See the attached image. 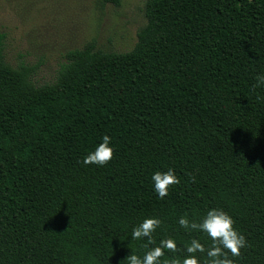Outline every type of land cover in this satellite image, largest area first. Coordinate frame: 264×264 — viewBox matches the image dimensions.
I'll use <instances>...</instances> for the list:
<instances>
[{"label":"trees","instance_id":"obj_1","mask_svg":"<svg viewBox=\"0 0 264 264\" xmlns=\"http://www.w3.org/2000/svg\"><path fill=\"white\" fill-rule=\"evenodd\" d=\"M120 5V0H104ZM128 52L88 43L53 83L6 60L0 31V264H124L144 217L179 258L199 222L228 212L247 246L236 264H264V0H149ZM111 137L104 166L83 157ZM179 183L160 199L151 175Z\"/></svg>","mask_w":264,"mask_h":264},{"label":"rangeland","instance_id":"obj_2","mask_svg":"<svg viewBox=\"0 0 264 264\" xmlns=\"http://www.w3.org/2000/svg\"><path fill=\"white\" fill-rule=\"evenodd\" d=\"M149 0H0L6 60L34 67L37 85L53 83L69 51L95 43L108 52L131 51L147 25Z\"/></svg>","mask_w":264,"mask_h":264},{"label":"clouds","instance_id":"obj_3","mask_svg":"<svg viewBox=\"0 0 264 264\" xmlns=\"http://www.w3.org/2000/svg\"><path fill=\"white\" fill-rule=\"evenodd\" d=\"M264 86V73L255 77L253 88ZM114 145L107 134L100 138L94 148L83 157V164L104 166L113 156ZM152 189L157 198H164L170 186L179 183L174 170L169 167L166 171H155L151 175ZM179 228L185 231H198L205 235L210 243L207 247L200 238H191L182 248V255L164 259L165 252H177V241L170 236L158 240L154 236L160 227L161 220L156 216L144 217L131 228L130 239L141 241L142 252L130 251L125 257L124 264H236V258L247 246L245 236L234 227L232 216L222 208H210L200 218L199 222L189 220L181 215L176 221Z\"/></svg>","mask_w":264,"mask_h":264}]
</instances>
